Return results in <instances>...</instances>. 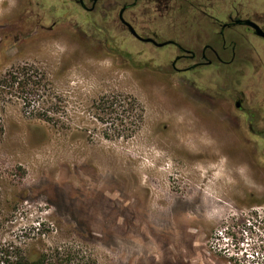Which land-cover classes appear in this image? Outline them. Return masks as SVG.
I'll list each match as a JSON object with an SVG mask.
<instances>
[{"label":"rangeland","instance_id":"obj_1","mask_svg":"<svg viewBox=\"0 0 264 264\" xmlns=\"http://www.w3.org/2000/svg\"><path fill=\"white\" fill-rule=\"evenodd\" d=\"M101 26L55 0H0V74L25 65L63 99L57 125L3 101L4 237L97 264H264V141L216 92L237 77L176 73L174 47ZM257 72L242 86L264 90Z\"/></svg>","mask_w":264,"mask_h":264},{"label":"flooded vegetation","instance_id":"obj_2","mask_svg":"<svg viewBox=\"0 0 264 264\" xmlns=\"http://www.w3.org/2000/svg\"><path fill=\"white\" fill-rule=\"evenodd\" d=\"M55 1L105 26L113 39L174 47L171 68L176 73L237 77L216 91L218 99L229 115L244 122L247 132H257L264 141V129H257L264 123V90L241 84V78L259 70L264 82V36L256 30L264 31V0Z\"/></svg>","mask_w":264,"mask_h":264},{"label":"trees","instance_id":"obj_3","mask_svg":"<svg viewBox=\"0 0 264 264\" xmlns=\"http://www.w3.org/2000/svg\"><path fill=\"white\" fill-rule=\"evenodd\" d=\"M48 78L32 71L25 65L9 68L0 74V134L3 131L2 105L9 98H18L24 105L32 109V114L52 124H59L57 117L63 103L62 97L47 85ZM125 119L131 124H136L135 106L136 99L130 97ZM124 107V106H123ZM126 112V111H125ZM142 114L140 118L142 119ZM14 213L4 208L0 193V264H97L92 255L75 246H55L45 249L26 248L25 243L17 237H4L2 234L12 224ZM41 224V223H39ZM41 229V228H40ZM39 229V230H40Z\"/></svg>","mask_w":264,"mask_h":264},{"label":"water","instance_id":"obj_4","mask_svg":"<svg viewBox=\"0 0 264 264\" xmlns=\"http://www.w3.org/2000/svg\"><path fill=\"white\" fill-rule=\"evenodd\" d=\"M256 30L257 32L260 34V35H263L264 36V31L262 29H260L259 27L256 26ZM166 43H160V45H164Z\"/></svg>","mask_w":264,"mask_h":264}]
</instances>
